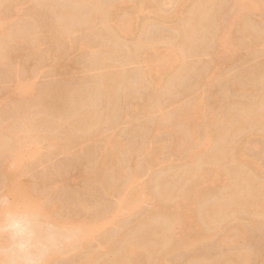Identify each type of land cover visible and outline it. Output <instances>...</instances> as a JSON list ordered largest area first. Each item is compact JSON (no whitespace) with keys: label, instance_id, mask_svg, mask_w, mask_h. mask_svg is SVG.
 I'll return each mask as SVG.
<instances>
[{"label":"rangeland","instance_id":"374dc122","mask_svg":"<svg viewBox=\"0 0 264 264\" xmlns=\"http://www.w3.org/2000/svg\"><path fill=\"white\" fill-rule=\"evenodd\" d=\"M262 96L264 0H0V264H264Z\"/></svg>","mask_w":264,"mask_h":264},{"label":"bare ground","instance_id":"6f19581e","mask_svg":"<svg viewBox=\"0 0 264 264\" xmlns=\"http://www.w3.org/2000/svg\"><path fill=\"white\" fill-rule=\"evenodd\" d=\"M212 1H213V0H212ZM202 2H203V0H202ZM204 3H205V1H204ZM202 4H203V3H202ZM203 5H204V4H203ZM201 6H202V5H201ZM193 24H194V23H193ZM193 24H192V25H193ZM194 25H195V24H194ZM195 33H196V32H195ZM111 81H112V80H111ZM111 83H112V82H111ZM113 83H114V82H113ZM20 85H21V84H20ZM23 88H24V87H21V86H20L19 89H22V90H23ZM109 89H110V88H109ZM25 90H26V89H24V91H25ZM20 91H21V90H20ZM111 91H112V90H111ZM22 92H23V91H22ZM113 93H114V90L112 91V94H113ZM112 94H111V95H112ZM109 95H110V93H109ZM109 97H110V96H109ZM262 97H263V98L261 99L262 101L260 100V102L262 103V105H261V103L259 102V103H260L259 107H260V106H261V107L264 106V96H262ZM260 109H261V108H260ZM261 110H262V109H261ZM261 110H260V111H261ZM262 111H264V109H263ZM24 113L27 114L26 112H24ZM257 113H258V112H257ZM262 113H263V112H262ZM262 113L259 112L258 115L256 114L257 116L254 115V113H252V114H253V116H255V117L257 118V117L260 116ZM19 115H21V114H19ZM22 115H24V114H22ZM22 115H21V117H22ZM28 115H29V113L27 114V116H28ZM17 116H18V115H17ZM17 116H16L15 118H18V117H19V116H18V117H17ZM25 116H26V115H25ZM25 116H23V118H24ZM29 116H30V115H29ZM250 116H251V115H250ZM250 116H246V118H248V117H250ZM253 116H252V117H253ZM243 117H244V116H243ZM252 117H251V118H252ZM25 118H26V117H25ZM85 118H86V117H84V119H85ZM253 118H254V117H253ZM258 118H259V117H258ZM263 118H264V113H263V117H262V119H263ZM88 119H89V118H88ZM230 119H231V117H230ZM240 119H241V118H240ZM17 120H18V119H17ZM20 120H22V119H20ZM231 120H232V119H231ZM231 120H230V121H231ZM257 120H258V119H256V121H257ZM263 120H264V119H263ZM22 121H23V120H22ZM24 121H26V119H24ZM82 121H83V118H82ZM88 121H89V123L91 122L90 120H88ZM92 121H93V120H92ZM241 121H242V119H241ZM221 122H222V121H221ZM242 122H243V121H242ZM242 122H240L239 124H242V125H243ZM244 122H246L245 117H244ZM258 123H260V122H258ZM24 124H25V126H27L26 124H29V123L24 122ZM87 124H88V123H87ZM93 124H94V123H93ZM93 124H92V125H93ZM22 125H23V124H22ZM90 125H91V123H90ZM238 126H240V125H238ZM238 126H237V127H238ZM22 127L24 128V126H22ZM28 127H29V126H27V129H28ZM91 127H92V126H91ZM237 127H236V129H235L236 132H237V130H239V128H240L241 126L238 127V129H237ZM242 127H243V126H242ZM89 128H90V127H89ZM24 129H25V128H24ZM240 130H241V129H240ZM233 131H234V130H233ZM16 132H17V131H16ZM14 133H15V131H14ZM207 134H208L209 137H211V136L214 137V135H213L212 133L209 134V133L207 132ZM233 134H234V132H233ZM206 137H207V136H206ZM206 137H205V138H206ZM209 139H210V138H209ZM210 140H211V139H210ZM204 141H205V143H203V144H204L205 146H207V145H206V144H207L206 141H208V138H207V140L205 139ZM204 141H203V142H204ZM210 142H211V141H209V143H210ZM204 145H203V146H204ZM237 153H238V152H237ZM197 155H198V154H197ZM197 155H196V156H197ZM231 155H232V154H231ZM15 156H16V155H15ZM13 158H14V155H13ZM13 158H12V159H13ZM17 158H18L17 160H19V157H17ZM104 158H105V157H104ZM105 160H106V158H105ZM10 161H11V160H10ZM14 161H15V160H13V162H14ZM106 161H108V160H106ZM106 161L103 160V161H101V163L104 162V164H106V163H107ZM248 163H250V162H248ZM246 164H247V162H246ZM102 165H103V164H102ZM3 167H5V169H4L5 171H4V172L8 173V164L3 165ZM2 170H3V169H2ZM2 170H1V171H2ZM200 173H201V171L198 172V175H199ZM202 174H203V175H202ZM204 174H206V173H201V177H200V175H199V177L202 178V176H204ZM263 174H264V172H263ZM206 175H207V174H206ZM263 176H264V175H263ZM203 178H204V177H203ZM198 179H199V178H198ZM248 179H249V178H248ZM244 180L246 181L247 178L244 177V178H242L241 181H244ZM249 180H250V179H249ZM197 181H198V180H197ZM245 181H244V182H245ZM250 181H251V180H250ZM244 182H243V183H244ZM247 182H248V180L245 182V185H246V186H248V184H246ZM193 183H194V182H193ZM196 183L198 184L199 181L196 182ZM196 183H195L194 187L196 188V190H198L199 186H202V185H199V184L196 185ZM240 183H241V185H242V182H240ZM250 183H251V182H250ZM251 184H252V183H251ZM10 185H12V184H10ZM182 185H185V184H182ZM182 185H181V186H182ZM245 185H242V186H245ZM15 186H16V185H15ZM20 186H21L20 189H22L23 186H22V185H20ZM246 186H245V187H246ZM10 187H11V186H10ZM185 187H187V186L185 185ZM190 187H191V186H190ZM194 187L192 186L191 188L193 189ZM181 188H184V186L181 187ZM243 188H244V187H243ZM247 188H248V187H247ZM253 188H254V187H253ZM253 188H250V187H249V189L244 188L243 190H242V188H240V190H238V191H240V192L242 191V192H241V195H240V193H238L239 195L236 194V195L238 196V198H235V199H239L238 202L241 201V203H243V205H244V204H245V205H248V207L252 205V206H253V207L251 206L252 209L255 208L256 210H260L261 208H259V206H258V208L255 207V206L257 205V203H256V205H253V203H252V204H251V203H248V201L250 200L249 198L251 197V195L253 194V196H254V194H256V193H252L253 190H254ZM16 189H17V190L19 189L18 186H17ZM16 189H15V191H17ZM20 189H19V190H20ZM184 189H185V188H184ZM251 190H252V191H251ZM192 191L194 192L195 190H192ZM256 191H257V190L255 189L254 192H256ZM196 192H197V191H196ZM196 192H195V193H196ZM199 192H200V191H199ZM163 193H164V192H163ZM165 194H166V192L164 193V197H165ZM167 194L169 195V194H171V192H170V193L167 192ZM198 194L200 195V193H198ZM250 194H251V195H250ZM257 194H258V192H257ZM259 194H260V193H259ZM168 195H167V196H168ZM169 196H170V195H169ZM196 196H197V193H196ZM200 196H201V195H200ZM239 196H240V197H239ZM248 196H249V198H248ZM182 197H183V196H182ZM235 197H236V196H235ZM165 198H166V197H165ZM180 198H181V197H180ZM195 198H198V197H195ZM28 199H29V197H28ZM248 199H249V200H248ZM179 200H180V199H179ZM186 201H187V198H182V200H180V201H179V204H177V205L179 206V205H181V204H185ZM233 202H234V201H233ZM176 203H177V202H176ZM226 203H227V202H224V204H226ZM241 203H240V204H241ZM247 203H248V204H247ZM236 204H237V203H236ZM236 204H235V205H236ZM222 205H223V204H222ZM222 205L219 206V208L222 207ZM241 205H242V204H241ZM241 205H240V206H241ZM243 205H242V206H243ZM27 206H28V207L31 206L30 201L27 203ZM164 206H166V205L164 204ZM225 206H226V205H225ZM174 207H175V205H174ZM174 207H173V208H174ZM246 207H247V206H246ZM56 208H57V207L54 205V206H52V208L49 209V211L51 210V212H54V211L56 210ZM34 209H35V208H33L32 210L34 211ZM160 209L163 210V212H164V210H165V212H166V209H164L163 206H161ZM225 209H226V208H225ZM233 209H234V207H233ZM233 209H232V210H233ZM57 210H58V209H57ZM57 210H56V211H57ZM169 210H170V209H169ZM169 210H168V211H169ZM211 210H213V209H211ZM217 210H218V209H217ZM221 210H222V208L220 209V211H221ZM223 210H224V209H223ZM170 211H171V210H170ZM170 211H169V212H170ZM214 211H215V210H213L212 212H214ZM220 211H219V212H220ZM51 212H50V213H51ZM171 212L173 213V211H171ZM210 212H211V211H210ZM217 212H218V211H217ZM172 213H170V214L172 215ZM174 213H175V212H174ZM212 214H215V213H212ZM172 216H173V215H172ZM14 221H15V220H14ZM12 222H13V221H12ZM17 223H18V222H17ZM15 224H16V223H15ZM168 226H169V228L171 227V225H168ZM169 228H166V229L169 230ZM170 230H171V228H170ZM170 230H169L168 232H170V234H173V231H172V230L170 231ZM189 233H190V232H189ZM189 233H188V234H189ZM193 233H194V235H195V234L198 233V231H196V233H195V232H193ZM201 233H202V232H201ZM198 234H199V233H198ZM202 234H203V233H202ZM168 235H169V234H168ZM173 235H174V234H173ZM175 235H176V234H175ZM178 236H179V235H178ZM178 236H177V237H178ZM181 236L184 237V235H181ZM181 236L178 237V238H181ZM191 236H192V234H191L189 237H191ZM120 237H122V236H120ZM172 237H173V236H172ZM185 237H186V239H187V235H186ZM189 237H188V238H189ZM173 238H174V237H173ZM191 238H192L193 241L189 239L188 241L186 240L187 242L185 241L184 244H187V245L192 244V243L195 241V239H194L195 237L193 238V236H192ZM176 239H177V238H176ZM184 240H185V238H184ZM189 241H191L192 243H191V242L189 243ZM136 244L138 245V243H136ZM136 244H134V245H136ZM141 244H142V243H141ZM134 245H133V244H128V245H126V247H125V249H124V252H125V253L127 252V255H126L124 252L122 253V255H120V256H123V254H124V256H125V258H123L124 261L122 260V257H121V259H119V257H120V256H119L118 259L115 257L116 259H113L111 264H122L123 262H125V261L127 262L128 260H130V263H131V261H133V260L135 259V257H137V252H136V249H137V248H136V247H139V246H140V244H139L138 246H137V245L134 246ZM129 253H130V254H129ZM133 258H134V259H133ZM131 259H132V260H131ZM121 260H122V261H121ZM134 262H135V261H134ZM134 262H133V263H134ZM82 264H92V263H90V262H88V263H87V262H84V263H82ZM102 264H103V263H102ZM127 264H128V263H127ZM244 264H245V263H244Z\"/></svg>","mask_w":264,"mask_h":264}]
</instances>
